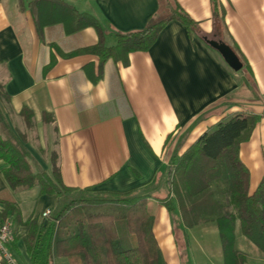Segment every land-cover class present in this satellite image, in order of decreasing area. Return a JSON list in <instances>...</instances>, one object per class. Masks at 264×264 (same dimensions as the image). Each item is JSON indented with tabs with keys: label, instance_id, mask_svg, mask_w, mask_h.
Returning a JSON list of instances; mask_svg holds the SVG:
<instances>
[{
	"label": "crops",
	"instance_id": "0c3cea01",
	"mask_svg": "<svg viewBox=\"0 0 264 264\" xmlns=\"http://www.w3.org/2000/svg\"><path fill=\"white\" fill-rule=\"evenodd\" d=\"M60 1L96 18L107 47L117 45V33L145 29L159 11L158 0ZM176 1L201 34L234 49L242 70L230 68L205 37L171 21L149 50L109 58L100 74V57L66 56L96 45L95 28L68 33L66 9L48 1L33 10L29 0H0V84L9 97L0 100V108L10 130L25 138L48 172L51 152L58 151L68 188L118 193L148 188L154 198L147 207L167 262L175 246L174 221L157 199L170 194L173 155L182 156L228 116L251 113L260 120L241 144L240 159L250 172V193L264 181V0ZM214 3L225 19L224 38L215 35ZM23 111L33 114L32 128ZM7 168L0 159V195L9 194L23 222L9 216L15 232L11 253L17 264H32L25 237L33 220L43 221L42 214L54 210L57 198L41 195L39 186L12 189ZM5 209L0 202V214ZM235 247L247 264H264V255L242 235ZM0 264H6L1 255ZM55 264L71 263L59 258Z\"/></svg>",
	"mask_w": 264,
	"mask_h": 264
},
{
	"label": "trees",
	"instance_id": "16d2710c",
	"mask_svg": "<svg viewBox=\"0 0 264 264\" xmlns=\"http://www.w3.org/2000/svg\"><path fill=\"white\" fill-rule=\"evenodd\" d=\"M29 1L33 10L43 1L56 8L64 7L68 33L88 27L97 30L96 45L66 56L100 57V74L109 58L149 50L171 21H179L205 37L176 0H158L159 11L150 18L147 27L117 33L115 47L106 46L102 28L92 15L79 13L60 0ZM214 5L215 35L224 38L225 19ZM8 99L4 85L0 84V100ZM22 116L32 128L33 114L23 111ZM259 120V116L251 113L230 115L182 156L173 155L167 177L170 194L157 199L170 213L179 212L185 229L214 224L219 232L224 264H241L235 248L237 223L244 236L264 255V181L250 193V172L240 159L241 144L250 139ZM0 159L8 164L4 174L12 189L39 186L41 195L57 198L52 220H33L25 237L32 264H55L59 258H67L71 264H168L154 234L155 217L147 207L148 200L154 197L148 188L118 193L66 187L58 151L51 152V171L41 168L25 146V138L10 130L1 108ZM6 196L9 194L0 195V202L6 204L0 214L1 222H8L9 216L15 214V222L23 224L14 200L10 196L4 199Z\"/></svg>",
	"mask_w": 264,
	"mask_h": 264
},
{
	"label": "rangeland",
	"instance_id": "374dc122",
	"mask_svg": "<svg viewBox=\"0 0 264 264\" xmlns=\"http://www.w3.org/2000/svg\"><path fill=\"white\" fill-rule=\"evenodd\" d=\"M205 38L213 40L209 36ZM262 100L264 102V96ZM171 216L174 221L172 235L173 240H175V246L172 256L168 259V264H224L219 232L214 224L202 225L189 230L182 227L177 210L175 213H171ZM182 232H185V234ZM237 234L239 236L242 235L246 240L251 242L244 236L239 223L235 227V243ZM243 249L247 251L245 248ZM239 256L241 264H247V256L240 252Z\"/></svg>",
	"mask_w": 264,
	"mask_h": 264
},
{
	"label": "built area",
	"instance_id": "2783aa9c",
	"mask_svg": "<svg viewBox=\"0 0 264 264\" xmlns=\"http://www.w3.org/2000/svg\"><path fill=\"white\" fill-rule=\"evenodd\" d=\"M43 220H52V210L48 209L42 214ZM15 240V232L10 221L2 223L0 220V255L6 264H17L9 245Z\"/></svg>",
	"mask_w": 264,
	"mask_h": 264
},
{
	"label": "water",
	"instance_id": "95a60500",
	"mask_svg": "<svg viewBox=\"0 0 264 264\" xmlns=\"http://www.w3.org/2000/svg\"><path fill=\"white\" fill-rule=\"evenodd\" d=\"M204 40L211 48L216 50L222 56L227 65L234 71L238 72L243 69V63L239 56L227 43L222 40H209L208 38H205Z\"/></svg>",
	"mask_w": 264,
	"mask_h": 264
}]
</instances>
